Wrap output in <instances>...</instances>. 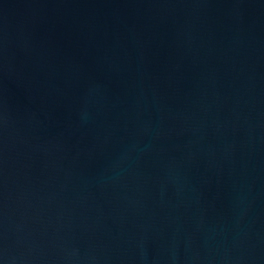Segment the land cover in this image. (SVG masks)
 <instances>
[{
	"label": "water",
	"instance_id": "obj_1",
	"mask_svg": "<svg viewBox=\"0 0 264 264\" xmlns=\"http://www.w3.org/2000/svg\"><path fill=\"white\" fill-rule=\"evenodd\" d=\"M0 264H264V0H0Z\"/></svg>",
	"mask_w": 264,
	"mask_h": 264
}]
</instances>
